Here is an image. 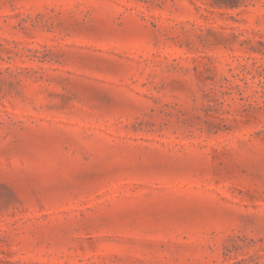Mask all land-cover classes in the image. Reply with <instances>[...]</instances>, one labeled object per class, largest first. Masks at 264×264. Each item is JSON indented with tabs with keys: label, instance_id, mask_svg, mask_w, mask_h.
<instances>
[{
	"label": "rangeland",
	"instance_id": "374dc122",
	"mask_svg": "<svg viewBox=\"0 0 264 264\" xmlns=\"http://www.w3.org/2000/svg\"><path fill=\"white\" fill-rule=\"evenodd\" d=\"M0 264H264V0H0Z\"/></svg>",
	"mask_w": 264,
	"mask_h": 264
}]
</instances>
